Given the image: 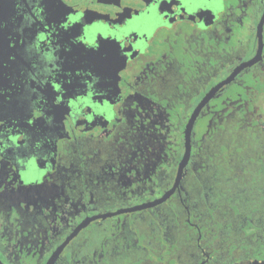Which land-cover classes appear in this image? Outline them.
Segmentation results:
<instances>
[{
  "label": "flooded vegetation",
  "instance_id": "1",
  "mask_svg": "<svg viewBox=\"0 0 264 264\" xmlns=\"http://www.w3.org/2000/svg\"><path fill=\"white\" fill-rule=\"evenodd\" d=\"M234 232L264 236V0H0V264L264 262Z\"/></svg>",
  "mask_w": 264,
  "mask_h": 264
},
{
  "label": "trees",
  "instance_id": "2",
  "mask_svg": "<svg viewBox=\"0 0 264 264\" xmlns=\"http://www.w3.org/2000/svg\"><path fill=\"white\" fill-rule=\"evenodd\" d=\"M226 144H230V142H227ZM222 203L226 205V207H237L238 206V208L240 209L239 207L240 200L237 202L227 201V202H222ZM244 205L246 206L244 209L250 208L251 200H248V201L244 200ZM230 234L233 235L231 242L235 243L233 248L237 249L239 257H240L239 253L241 254L242 252L246 253L244 255L246 256L245 258H247V255H249L248 257H252V255L250 254L251 247H253V250L251 251L253 253V256L255 255V257H264V236L259 238L258 243H256V241L254 240L255 238H253L251 234L241 233V232H234ZM224 246H227V244L223 245V247Z\"/></svg>",
  "mask_w": 264,
  "mask_h": 264
},
{
  "label": "water",
  "instance_id": "3",
  "mask_svg": "<svg viewBox=\"0 0 264 264\" xmlns=\"http://www.w3.org/2000/svg\"><path fill=\"white\" fill-rule=\"evenodd\" d=\"M188 155H189V144H188V139H186V151H185L184 157H183V159H182V161L180 163L179 171H178V176H177V179H176V182H175V186L174 187H176L177 184H178V181L180 179V174H181L182 168L185 166V164H186V162L188 160ZM172 190L170 192H168L163 198H161L158 201V203L163 202L172 193ZM253 264H264V262H257L256 261Z\"/></svg>",
  "mask_w": 264,
  "mask_h": 264
}]
</instances>
